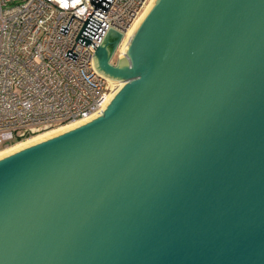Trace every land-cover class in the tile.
Masks as SVG:
<instances>
[{"label":"water","instance_id":"1","mask_svg":"<svg viewBox=\"0 0 264 264\" xmlns=\"http://www.w3.org/2000/svg\"><path fill=\"white\" fill-rule=\"evenodd\" d=\"M101 112L0 157V264H264V0H154Z\"/></svg>","mask_w":264,"mask_h":264},{"label":"built area","instance_id":"2","mask_svg":"<svg viewBox=\"0 0 264 264\" xmlns=\"http://www.w3.org/2000/svg\"><path fill=\"white\" fill-rule=\"evenodd\" d=\"M150 0H0V153L102 111L115 84L92 58Z\"/></svg>","mask_w":264,"mask_h":264},{"label":"bare ground","instance_id":"3","mask_svg":"<svg viewBox=\"0 0 264 264\" xmlns=\"http://www.w3.org/2000/svg\"><path fill=\"white\" fill-rule=\"evenodd\" d=\"M153 1H154V0H150L149 4L146 6V8H145V10L143 11V13L141 14V16H140V17L134 22V24H133V25L130 27V29L127 31V33H126V35H125V37H124V40H123V42H122V44H121L122 54L124 53V50H125L126 45H127L128 42L130 41V38H131V35H132L133 30L135 29L136 25L139 23V21L141 20V18L144 16V14L147 12V10L149 9V7L151 6V4H152ZM114 84H115V83H114ZM120 85H121V83H120V84H115V87H114L113 91L110 93V95L107 97V99L111 96V94H112V93H113V92H114V91H115ZM106 101H107V100H106ZM88 119H89V118H88ZM84 121H86V119H85V120H82V121H79V122L71 123V124H68V125H64V126L56 127V128L50 129V130H48V131H45V132H43V133L37 134V135L33 136L32 138H30V139H28V140H26V141H23V142H21V143H18V144H16V145H14L13 147L9 148L8 150H6V151L0 153V157L3 156V155L8 154V153H10V152H12V151H14V150L20 148V147H23V146H25V145H27V144L34 143V142H36V141H38V140H41V139H43V138H45V137H47V136H51V135H54V134H56V133H58V132L64 131V130L69 129V128H71V127H74V126H76V125H78V124H80V123H82V122H84Z\"/></svg>","mask_w":264,"mask_h":264},{"label":"rangeland","instance_id":"4","mask_svg":"<svg viewBox=\"0 0 264 264\" xmlns=\"http://www.w3.org/2000/svg\"><path fill=\"white\" fill-rule=\"evenodd\" d=\"M121 54H122V50H121V47H120V48L117 50L115 56L113 57L112 62H113V63H116L117 60H118V58H119V56H121Z\"/></svg>","mask_w":264,"mask_h":264}]
</instances>
